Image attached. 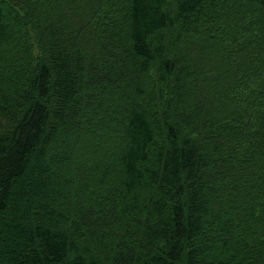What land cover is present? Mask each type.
I'll return each mask as SVG.
<instances>
[{"label":"trees","instance_id":"trees-1","mask_svg":"<svg viewBox=\"0 0 264 264\" xmlns=\"http://www.w3.org/2000/svg\"><path fill=\"white\" fill-rule=\"evenodd\" d=\"M0 264H264V0H0Z\"/></svg>","mask_w":264,"mask_h":264},{"label":"rangeland","instance_id":"rangeland-1","mask_svg":"<svg viewBox=\"0 0 264 264\" xmlns=\"http://www.w3.org/2000/svg\"><path fill=\"white\" fill-rule=\"evenodd\" d=\"M262 58H259L261 60ZM246 64V63H245ZM256 72L259 73V71L256 69L255 66H251ZM84 134V133H82ZM110 134L107 133L106 130L103 128L101 129H93V131L88 135L87 141L96 143L98 146H102L104 142H108Z\"/></svg>","mask_w":264,"mask_h":264}]
</instances>
